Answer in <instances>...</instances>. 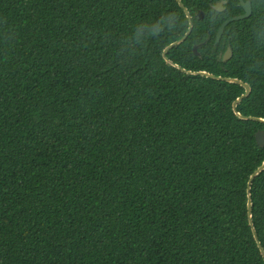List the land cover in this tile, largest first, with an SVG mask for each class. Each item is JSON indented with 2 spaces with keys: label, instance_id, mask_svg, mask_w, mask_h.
<instances>
[{
  "label": "trees",
  "instance_id": "16d2710c",
  "mask_svg": "<svg viewBox=\"0 0 264 264\" xmlns=\"http://www.w3.org/2000/svg\"><path fill=\"white\" fill-rule=\"evenodd\" d=\"M180 1L168 59L264 118V0L218 43L240 0ZM187 28L176 0H0V264H264V124L166 62ZM251 196L264 247V172Z\"/></svg>",
  "mask_w": 264,
  "mask_h": 264
},
{
  "label": "water",
  "instance_id": "95a60500",
  "mask_svg": "<svg viewBox=\"0 0 264 264\" xmlns=\"http://www.w3.org/2000/svg\"><path fill=\"white\" fill-rule=\"evenodd\" d=\"M179 4V6L181 8H183L187 18H188V28H187V32L179 39L175 40V42H173L172 44H170L169 46H167L164 51H163V57L166 60V62H168L170 65L174 66L175 68H177L178 70L182 71L183 73H186L187 75H193V76H202V77H206V78H211L213 80H218V81H225V82H229V83H234V84H239L243 87H245L246 89V93L244 95H241L240 97H238L232 105V109L233 112L235 113V115L242 120H246V121H255V122H259L261 124H264V118L261 117H255V116H246L243 113L238 111V105L240 103L243 102L244 99L248 98L251 96V92H252V87L251 84L242 81L238 78H230V77H223V76H216L213 75L209 72L206 71H190V70H186L185 68H183L182 66L175 64L172 60L168 59L167 57V53L170 49H172L175 46L181 45L184 40L187 38V35L191 32L192 30V20H191V16L188 12V8L185 7V5L183 4V2H181L180 0H176ZM240 3L244 9V14L239 15V16H235L233 18H230L229 20L225 21L219 28L217 35H216V43L219 42L222 34L224 33L225 27L232 21H237V20H241V19H245V18H249L251 17L252 13H253V4L252 2H245L244 0H240ZM226 4V1H222L217 3L216 5L213 6L214 10H217L219 12L224 11V5ZM198 18H202L203 13L202 12H198L197 13ZM193 52L196 53L197 52V46L193 47ZM232 57V50L230 48H228V50L226 51L223 60L227 61L228 59H230ZM256 141L257 144L260 147H264V131L260 130L257 132L256 135ZM264 172V162L263 164L251 175L250 179H249V184H248V219H249V223L251 225V229H252V233L254 236V239L257 243V246L260 250L261 255L264 258V247L262 246L261 241L259 240L255 225H254V221H253V212H252V196H251V189H252V185L253 182L256 180V178H258L262 173Z\"/></svg>",
  "mask_w": 264,
  "mask_h": 264
}]
</instances>
